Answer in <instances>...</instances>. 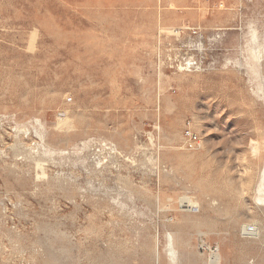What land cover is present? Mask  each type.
I'll return each mask as SVG.
<instances>
[{
  "label": "rangeland",
  "instance_id": "rangeland-1",
  "mask_svg": "<svg viewBox=\"0 0 264 264\" xmlns=\"http://www.w3.org/2000/svg\"><path fill=\"white\" fill-rule=\"evenodd\" d=\"M261 80L264 0H0V264H264Z\"/></svg>",
  "mask_w": 264,
  "mask_h": 264
},
{
  "label": "bare ground",
  "instance_id": "bare-ground-1",
  "mask_svg": "<svg viewBox=\"0 0 264 264\" xmlns=\"http://www.w3.org/2000/svg\"><path fill=\"white\" fill-rule=\"evenodd\" d=\"M169 29V28H168ZM170 31V30H169ZM254 32V31H253ZM259 50V49H258ZM219 51V50H218ZM179 52V51H178ZM188 52V51H187ZM191 54V53H190ZM261 52H259V51H257L255 48H252L251 49V52H250V58H251V60H253V62H250V61H247V64L249 65V67L252 69H254L255 67H256V65H257V63L258 62H261L260 60H261ZM195 56V55H194ZM182 57H183V55H182ZM186 57H187V55H186ZM184 59H185V57H184ZM254 59H256V63H255V61H254ZM263 62V61H262ZM183 63V62H182ZM194 63V62H193ZM196 63V62H195ZM263 65V64H262ZM184 66V65H183ZM191 67H193V66H191ZM179 69V68H178ZM188 69V68H187ZM225 69V68H224ZM197 70V69H196ZM214 70V69H213ZM186 71V70H185ZM263 71V70H262ZM261 72V71H260ZM255 73H259V72H255ZM262 81V80H261ZM264 81V80H263ZM262 81V82H263ZM264 84V83H263ZM252 91H253V89H252ZM255 92V91H254ZM253 94H255V93H253ZM257 95V94H256ZM258 100V99H257ZM259 101V100H258ZM262 104V103H261ZM10 122V121H9ZM19 123V122H18ZM4 125V124H3ZM11 125V124H10ZM0 126H2V125H0ZM4 128V127H3ZM7 128H9V127H7ZM6 128V129H7ZM13 128V127H12ZM11 129V128H10ZM22 129V128H21ZM15 130V129H14ZM3 131V130H2ZM22 131H23V129H22ZM14 132H16L17 133V131H14ZM1 133V132H0ZM11 133V132H10ZM26 133V132H25ZM92 134V133H91ZM159 134V133H158ZM16 135V134H15ZM5 136V135H4ZM10 136V135H9ZM8 136V137H9ZM12 136V135H11ZM10 136V137H11ZM14 136V135H13ZM18 136H19V134H18ZM45 136V135H44ZM78 136V135H77ZM76 136V137H77ZM26 137V136H25ZM12 138V137H11ZM16 138H17V136H16ZM28 138V137H27ZM75 138V137H74ZM31 139V138H30ZM253 141H254V139H252ZM251 140V141H252ZM14 142H15V140H13ZM18 141V139L16 140V142ZM37 141V140H36ZM45 141V140H44ZM85 141V140H84ZM122 141H123V139H122ZM121 141V142H122ZM161 141V140H160ZM39 142V141H38ZM36 143V142H35ZM46 143V142H45ZM77 143H78V141H77ZM158 143H160V142H158ZM23 144V143H22ZM80 144V143H79ZM24 145V144H23ZM22 145V146H23ZM49 145V144H48ZM82 145V144H81ZM92 145V144H91ZM99 145V144H98ZM97 145V146H98ZM17 146H18V144H17ZM28 146H29V144H28ZM33 146V145H32ZM36 146V145H35ZM34 146V147H35ZM26 147V146H25ZM24 147V148H25ZM161 147H163V146H161ZM36 148H38V147H36ZM55 148V147H54ZM93 148V147H92ZM158 148V147H157ZM25 149H30V148H25ZM60 149V148H59ZM91 149V148H90ZM253 149V148H252ZM259 148H254V150L253 151H255V152H257V150H258ZM31 150H33L32 148H31ZM30 150V151H31ZM95 150V149H94ZM97 150V149H96ZM103 150V149H102ZM102 150H101V152H102ZM27 151H29V150H27ZM29 151V152H30ZM37 151V150H36ZM36 151H35V153H36ZM104 151V150H103ZM165 151H166V149H165ZM86 152H88V150L86 151ZM85 152V153H86ZM90 152V151H89ZM95 152H97V151H95ZM113 152V151H112ZM117 152V151H116ZM120 152V151H119ZM123 152V151H122ZM160 152V151H159ZM162 152V151H161ZM160 152V153H161ZM28 153V152H27ZM31 153V152H30ZM34 153V154H35ZM40 153H42V152H40ZM103 153V152H102ZM124 153V152H123ZM122 153V154H123ZM29 154V153H28ZM34 154H32L33 156H34ZM37 154H38V152H37ZM91 154V153H90ZM94 154V153H93ZM108 154V153H107ZM115 154V153H114ZM127 154V153H126ZM164 154V153H163ZM40 155V154H39ZM44 155V154H43ZM56 155V154H55ZM85 155V154H84ZM86 155H87V153H86ZM96 155V154H95ZM94 155V156H95ZM49 157V156H48ZM103 157H104V155H103ZM107 157V156H106ZM129 157V156H128ZM132 157V156H131ZM57 157L55 156V159H56ZM90 158V157H89ZM100 158V157H99ZM92 159H93V157H92ZM129 159V158H128ZM95 160V159H94ZM61 161V160H60ZM99 162V161H98ZM97 162V163H98ZM90 162H88L87 164H89ZM264 163V162H263ZM104 165V164H103ZM94 166H95V163H94ZM73 167V166H72ZM88 167V166H87ZM100 167V166H99ZM89 169V168H88ZM86 170H87V168H86ZM246 170V169H245ZM80 171V170H79ZM262 172V174L260 175L261 176V178H260V183H259V187H258V190H257V192H256V197L260 200V201H262V202H264V168H263V170L261 171ZM90 173V172H89ZM257 187V186H256ZM131 189V188H130ZM130 191V190H129ZM132 191V190H131ZM136 197V196H135ZM255 200V199H254ZM261 202V203H262ZM259 203V202H258ZM257 203V204H258ZM264 204V203H263ZM153 242V241H152ZM155 242V241H154ZM158 244V243H157ZM152 246V245H151ZM150 246V247H151ZM158 246V245H157ZM158 249V248H157ZM156 250V249H155ZM156 251H158V250H156ZM172 251H173V248H172V246H170V252L172 253ZM159 252V251H158ZM160 254V253H159ZM157 255V254H156ZM180 255V254H179ZM182 255V254H181ZM115 260V259H114Z\"/></svg>",
  "mask_w": 264,
  "mask_h": 264
},
{
  "label": "built area",
  "instance_id": "built-area-1",
  "mask_svg": "<svg viewBox=\"0 0 264 264\" xmlns=\"http://www.w3.org/2000/svg\"><path fill=\"white\" fill-rule=\"evenodd\" d=\"M188 66H194L190 61L187 63ZM184 145L187 149L196 150L202 147V139L198 132L194 130L190 121H188L183 131Z\"/></svg>",
  "mask_w": 264,
  "mask_h": 264
}]
</instances>
